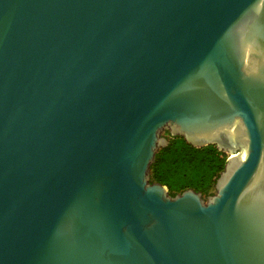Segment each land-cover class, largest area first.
<instances>
[{
    "label": "water",
    "instance_id": "1",
    "mask_svg": "<svg viewBox=\"0 0 264 264\" xmlns=\"http://www.w3.org/2000/svg\"><path fill=\"white\" fill-rule=\"evenodd\" d=\"M0 264H264V0H0Z\"/></svg>",
    "mask_w": 264,
    "mask_h": 264
},
{
    "label": "trees",
    "instance_id": "2",
    "mask_svg": "<svg viewBox=\"0 0 264 264\" xmlns=\"http://www.w3.org/2000/svg\"><path fill=\"white\" fill-rule=\"evenodd\" d=\"M226 161L227 156L215 146L197 149L183 138L171 137L169 146L156 156L151 181L165 185L172 196L193 189L207 198L213 194Z\"/></svg>",
    "mask_w": 264,
    "mask_h": 264
},
{
    "label": "rangeland",
    "instance_id": "3",
    "mask_svg": "<svg viewBox=\"0 0 264 264\" xmlns=\"http://www.w3.org/2000/svg\"><path fill=\"white\" fill-rule=\"evenodd\" d=\"M163 135H164L165 137H167V138L170 140L171 136H170L169 132H164ZM159 151H160V150H159ZM225 155H226L227 158H228V155H227V154H225ZM213 189H214V187H213ZM214 192H215V189L213 190V193H214Z\"/></svg>",
    "mask_w": 264,
    "mask_h": 264
}]
</instances>
